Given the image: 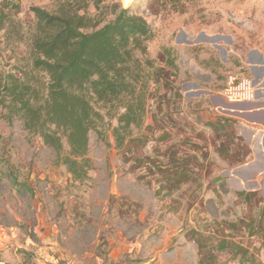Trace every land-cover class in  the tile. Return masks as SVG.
I'll list each match as a JSON object with an SVG mask.
<instances>
[{"label": "rangeland", "instance_id": "obj_1", "mask_svg": "<svg viewBox=\"0 0 264 264\" xmlns=\"http://www.w3.org/2000/svg\"><path fill=\"white\" fill-rule=\"evenodd\" d=\"M59 1L0 0V74L26 70L30 8ZM105 3L145 17L149 56L159 67L167 53L174 66L159 68L162 88L150 90L129 143L115 146L114 120L90 132L93 167L81 182L0 110V264H264V176L237 189L227 176L253 160L255 138L215 100L264 90V0H181L180 12L155 0Z\"/></svg>", "mask_w": 264, "mask_h": 264}, {"label": "trees", "instance_id": "obj_2", "mask_svg": "<svg viewBox=\"0 0 264 264\" xmlns=\"http://www.w3.org/2000/svg\"><path fill=\"white\" fill-rule=\"evenodd\" d=\"M105 1L61 0L52 11L31 7L35 25L27 38L26 70L0 74L2 116L20 120L78 182L93 167L90 132L114 120L115 146L129 143L133 129L145 123L150 90L162 88L159 68L174 66L167 53L159 67L149 56L155 33L145 17ZM155 1L169 2L174 12L183 7L181 0ZM90 5L98 14L87 13ZM5 23L0 12V31Z\"/></svg>", "mask_w": 264, "mask_h": 264}, {"label": "crops", "instance_id": "obj_3", "mask_svg": "<svg viewBox=\"0 0 264 264\" xmlns=\"http://www.w3.org/2000/svg\"><path fill=\"white\" fill-rule=\"evenodd\" d=\"M264 97V90H257L255 94L256 100L245 101L239 103H225L220 97L223 106L232 110V115L239 118L242 125H237L247 138H255V149L253 151V160L243 165L233 167L232 171H227L229 176L230 187L237 189L243 188V182L252 180L260 175L264 176V101L259 100ZM258 98V99H257ZM252 125L251 129H246L243 123ZM243 126V127H242ZM249 182L245 184V188H249Z\"/></svg>", "mask_w": 264, "mask_h": 264}]
</instances>
